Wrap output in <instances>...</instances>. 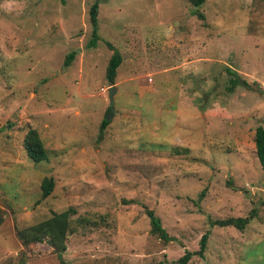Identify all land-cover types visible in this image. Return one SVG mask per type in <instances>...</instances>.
<instances>
[{"label": "rangeland", "instance_id": "1", "mask_svg": "<svg viewBox=\"0 0 264 264\" xmlns=\"http://www.w3.org/2000/svg\"><path fill=\"white\" fill-rule=\"evenodd\" d=\"M228 71L247 86L227 91ZM258 126L264 0H0V264H60L47 240L22 247L15 233L66 209L64 264H174L204 233L187 264H264ZM27 128L45 162L27 159ZM146 209L169 242L150 234ZM236 217L248 218L241 231L209 225Z\"/></svg>", "mask_w": 264, "mask_h": 264}, {"label": "trees", "instance_id": "2", "mask_svg": "<svg viewBox=\"0 0 264 264\" xmlns=\"http://www.w3.org/2000/svg\"><path fill=\"white\" fill-rule=\"evenodd\" d=\"M187 3L197 8L202 5L205 0H186ZM96 15H97V6L93 3L88 9V17L90 23V40L86 44V48L94 47L95 43L98 40L96 34ZM199 19H202V15L200 13H193ZM74 53L71 52L66 55L64 66H67L73 58ZM120 56L117 52H113L111 57L108 60L104 77L107 83L112 84L116 69L120 64ZM229 74L230 73L228 71ZM247 86L245 81H239L237 76L233 74V78L229 79V86L226 87L227 91H231L234 86L241 83ZM107 125V121L102 120L100 122V131ZM22 149L27 157L33 163L45 162L47 159L46 151L43 149L41 141L38 138L35 130L27 128L23 138H22ZM253 146L254 153L258 165L262 170H264V128L256 127L253 132ZM229 185V181L227 182ZM53 187V182L51 178H44L40 184V199H44L48 197L51 193ZM200 196H203V192L201 191ZM71 214L70 209H66L60 213H53L49 218L40 221L34 225L29 227L16 230V238L19 241L22 247H27L28 245L42 242L43 240L49 241L50 245L54 248V252L56 253L57 258L59 259L60 264H64L61 259V253L65 251L64 246V238L69 230V215ZM146 217L148 219L149 224V232L152 235H155L157 239H159L162 243H167L171 240L170 237L166 234L164 229L160 225V221L157 217H155L151 210L145 211ZM248 223V218L246 217H236V218H227L223 220H214L210 221L209 225L217 226V227H225L230 226L237 230H242L244 226ZM207 241V233H204L200 236L198 241V248L194 252H185L182 256H180L174 264H187L189 259L192 256H197L201 258L203 256V252L205 250ZM19 264H22L20 262Z\"/></svg>", "mask_w": 264, "mask_h": 264}, {"label": "water", "instance_id": "3", "mask_svg": "<svg viewBox=\"0 0 264 264\" xmlns=\"http://www.w3.org/2000/svg\"><path fill=\"white\" fill-rule=\"evenodd\" d=\"M115 92V87L114 86H110L107 88V98H108V102H109V106L111 107L112 105V97H113V94ZM47 243H49V241H47Z\"/></svg>", "mask_w": 264, "mask_h": 264}]
</instances>
